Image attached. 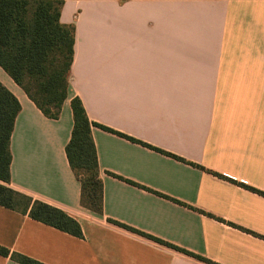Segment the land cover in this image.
<instances>
[{
	"label": "crops",
	"instance_id": "obj_1",
	"mask_svg": "<svg viewBox=\"0 0 264 264\" xmlns=\"http://www.w3.org/2000/svg\"><path fill=\"white\" fill-rule=\"evenodd\" d=\"M61 21L76 41L59 118L0 66L21 103L10 185L84 236L0 205V264H264V0H65ZM74 96L125 134L92 127L103 214L66 152Z\"/></svg>",
	"mask_w": 264,
	"mask_h": 264
},
{
	"label": "trees",
	"instance_id": "obj_2",
	"mask_svg": "<svg viewBox=\"0 0 264 264\" xmlns=\"http://www.w3.org/2000/svg\"><path fill=\"white\" fill-rule=\"evenodd\" d=\"M64 4L65 0H0V66L41 111L53 119L60 117L63 103L69 95L75 54L76 25L61 21ZM71 107L74 125L66 152L81 184V204L103 214L104 184L92 127L100 126L125 134L91 120L79 96L71 99ZM20 111L18 97L0 80V205L28 213L33 219L83 237L81 224L65 210L41 200H33L10 185L13 160L11 140ZM250 188L264 194L261 190ZM140 233L167 244L157 237ZM168 245L183 250L173 244ZM8 252V248L0 245V254ZM11 256L23 264H46L18 252Z\"/></svg>",
	"mask_w": 264,
	"mask_h": 264
}]
</instances>
